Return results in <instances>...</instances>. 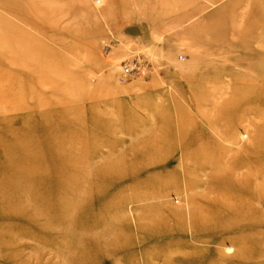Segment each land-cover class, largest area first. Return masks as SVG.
Listing matches in <instances>:
<instances>
[{
	"label": "rangeland",
	"instance_id": "374dc122",
	"mask_svg": "<svg viewBox=\"0 0 264 264\" xmlns=\"http://www.w3.org/2000/svg\"><path fill=\"white\" fill-rule=\"evenodd\" d=\"M0 264H264V0H0Z\"/></svg>",
	"mask_w": 264,
	"mask_h": 264
},
{
	"label": "bare ground",
	"instance_id": "6f19581e",
	"mask_svg": "<svg viewBox=\"0 0 264 264\" xmlns=\"http://www.w3.org/2000/svg\"><path fill=\"white\" fill-rule=\"evenodd\" d=\"M179 5H181V4H179ZM137 65V60L136 59H134V60H132L131 62H128V63H126V64H124V66H123V72L124 73H130V72H132V70L135 68V66ZM125 66H127L129 69H128V71L127 72H125ZM14 105H15V103L13 104L12 103V107H14ZM16 107V106H15ZM12 121V120H11ZM6 123H5V125H6V127H9V120H7V121H5ZM1 126H3V125H1ZM35 125L34 124H29L28 126H23V128H24V130H21L22 132H23V134H22V136H24V137H29V139L30 140H26V141H34V140H39V138H32V136L35 134L34 132H35V127H34ZM4 127V126H3ZM20 131V132H21ZM20 132H19V135H20ZM41 133H43L44 134V132H41ZM52 133H48V134H46V137H49L50 135H51ZM41 136V135H40ZM41 139H42V137H41ZM74 146V145H73ZM155 147H158V146H155ZM31 148H25V150L23 151V154L25 155V154H27V155H29V153L31 152ZM67 162H68V160H67ZM118 163V162H117ZM27 169H31V168H27ZM121 173H117V175H116V177H119L118 175H120ZM154 175V174H153ZM149 176H151V175H149ZM153 179V178H152ZM63 181H64V179H63ZM155 181H156V179H155ZM101 180H98L96 183H94V185L95 186H98V185H100V184H102V183H105V182H102Z\"/></svg>",
	"mask_w": 264,
	"mask_h": 264
},
{
	"label": "built area",
	"instance_id": "2783aa9c",
	"mask_svg": "<svg viewBox=\"0 0 264 264\" xmlns=\"http://www.w3.org/2000/svg\"><path fill=\"white\" fill-rule=\"evenodd\" d=\"M128 69H129V68H128L127 66H125V72H127ZM122 73H123V71H122ZM123 75L126 76L124 73H123Z\"/></svg>",
	"mask_w": 264,
	"mask_h": 264
}]
</instances>
